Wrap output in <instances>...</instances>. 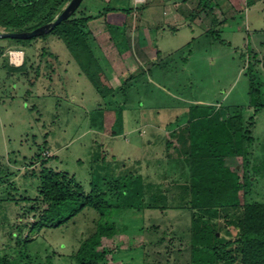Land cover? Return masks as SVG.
<instances>
[{
  "label": "rangeland",
  "instance_id": "obj_1",
  "mask_svg": "<svg viewBox=\"0 0 264 264\" xmlns=\"http://www.w3.org/2000/svg\"><path fill=\"white\" fill-rule=\"evenodd\" d=\"M56 2L51 0L41 16ZM145 3L82 0L71 17L101 13L84 31L94 57L106 64L113 62L111 55L117 51H103L110 54L105 63L94 51L104 41L112 43L111 32L105 39L99 36L110 31L109 22L114 21L113 13L105 9L131 8L136 14L135 6ZM152 11L162 13V6L155 4ZM116 14L126 15L120 10ZM197 14V19L157 35L163 60L134 85L127 83L129 76H121L122 81L114 84L115 93L105 98L57 34L0 38V245L4 251L15 255L20 233H29L25 225L37 213L32 207L37 206L39 174L48 167L73 176L87 194L104 192L115 205L120 201L119 188L122 193L142 183V208L110 211L119 232L103 239L100 249L108 252L106 264H190V168L184 155L187 144L180 138L189 109L198 103L207 102L223 120L242 115L244 130L250 129L253 138L246 142L245 201L264 202V0H207ZM39 17L23 29L39 22ZM0 32L7 29L0 25ZM193 36L191 46L187 45ZM177 48H181L177 54L166 58V52ZM10 51L23 53L20 65L10 61ZM104 67L107 74V64ZM44 158L50 160L41 166ZM108 213L106 208L104 218ZM98 219L96 210L86 208L58 228L33 234L28 244L33 264H77L73 253L95 232ZM141 237L154 243H146L147 239L142 243Z\"/></svg>",
  "mask_w": 264,
  "mask_h": 264
},
{
  "label": "trees",
  "instance_id": "obj_2",
  "mask_svg": "<svg viewBox=\"0 0 264 264\" xmlns=\"http://www.w3.org/2000/svg\"><path fill=\"white\" fill-rule=\"evenodd\" d=\"M50 1L0 0V25L7 32L31 31L53 21L70 0H57L50 11L41 16ZM138 8L142 9L143 5ZM113 10L125 14L132 11L131 8L116 9L109 6L105 9L106 12ZM71 16L50 32L31 39L57 34L98 93L105 98L112 92V87L94 57L88 34L84 31L88 22L101 16V13L80 18ZM38 17L39 22L27 30L23 29ZM108 26L112 29L111 24ZM241 117L239 114L223 120L215 113L214 107L194 105L183 128L180 140L187 144L184 155L190 168V264H264V202L245 201L249 189L246 175L248 165L245 162L249 145L246 142H251L253 138L250 129L244 130ZM41 156L35 157L38 159ZM239 158L242 159L241 164L237 162ZM49 160L44 158L41 166ZM39 180L37 206L32 207L37 211L35 220L25 225L29 233L25 236L20 233V248L15 255L8 254L0 245V264H33L28 250L31 236L44 228H58L68 223L86 208L96 210L99 219L95 232L81 241L73 257L77 264H106L108 252L100 249L103 238H112L119 232L110 211L114 207L142 208V183L130 185L122 193L119 188L118 193L122 197H118L120 201L115 205L105 198L104 192L85 193L75 178L67 173L44 167ZM23 199L28 200L26 197ZM106 208L109 210L108 218H104Z\"/></svg>",
  "mask_w": 264,
  "mask_h": 264
},
{
  "label": "crops",
  "instance_id": "obj_3",
  "mask_svg": "<svg viewBox=\"0 0 264 264\" xmlns=\"http://www.w3.org/2000/svg\"><path fill=\"white\" fill-rule=\"evenodd\" d=\"M155 4L162 6V13L152 11V9L155 7ZM167 4L169 6H167ZM202 6H207V0L206 2L205 0H146V3L143 5L142 9H139L138 5L135 6L137 7L136 11H138L136 14H134L132 10L129 14H126L124 17L120 18L116 16L117 10L110 11V13H113L114 15V21L109 22V24L112 25V29H110V31H106L107 29L101 31L99 36H103L105 39L106 32L108 34L107 36H109L111 33L114 34L113 39H108V41L112 43L110 45L106 44L104 41L103 45H97L94 48V51L97 52L98 55H102L104 63L110 60V54H104L103 51H117L116 54L111 55L113 62H106L109 74L104 72V65L106 64L100 63L99 58L97 59L99 66L103 70V74L109 83V86L112 87L111 93H115L116 90L114 84L116 82L120 83L122 81L121 76H129V79L126 80L127 83L129 85H134L136 81L140 80V76H143L145 75V72L152 70L155 62L163 60V49H160L161 45L157 40V35L159 36L162 34V32H167V29L170 28L175 30L179 25H185L189 19H197V11ZM95 15L98 14L90 13L88 16ZM96 20H98V18L90 20L89 22L92 23ZM120 37H126V43H123ZM193 40L194 36L187 45L191 46L190 44H192ZM180 49L181 48L169 50L166 52L168 55H166V58H170L174 54H177ZM189 53L192 54V51L190 50ZM136 60H138L140 64H137ZM205 104H207V102L198 103L197 105L206 106ZM189 112L190 109L188 111V116ZM154 126L157 129H161L159 124H155ZM146 239L148 240L146 243H154L152 239L141 237L142 243H145Z\"/></svg>",
  "mask_w": 264,
  "mask_h": 264
},
{
  "label": "water",
  "instance_id": "obj_4",
  "mask_svg": "<svg viewBox=\"0 0 264 264\" xmlns=\"http://www.w3.org/2000/svg\"><path fill=\"white\" fill-rule=\"evenodd\" d=\"M82 0H71L67 7L51 22L46 23L31 31L0 32V38L28 39L50 32L56 25L67 19L79 6Z\"/></svg>",
  "mask_w": 264,
  "mask_h": 264
},
{
  "label": "built area",
  "instance_id": "obj_5",
  "mask_svg": "<svg viewBox=\"0 0 264 264\" xmlns=\"http://www.w3.org/2000/svg\"><path fill=\"white\" fill-rule=\"evenodd\" d=\"M23 59V53L20 51H10V61L15 65H20Z\"/></svg>",
  "mask_w": 264,
  "mask_h": 264
}]
</instances>
